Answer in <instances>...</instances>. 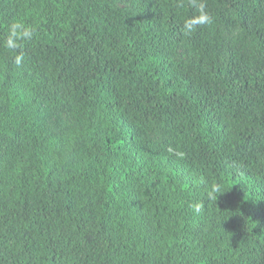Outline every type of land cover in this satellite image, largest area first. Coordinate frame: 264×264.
I'll use <instances>...</instances> for the list:
<instances>
[{"label":"trees","instance_id":"16d2710c","mask_svg":"<svg viewBox=\"0 0 264 264\" xmlns=\"http://www.w3.org/2000/svg\"><path fill=\"white\" fill-rule=\"evenodd\" d=\"M0 264H264V0H0Z\"/></svg>","mask_w":264,"mask_h":264},{"label":"clouds","instance_id":"9594fccd","mask_svg":"<svg viewBox=\"0 0 264 264\" xmlns=\"http://www.w3.org/2000/svg\"><path fill=\"white\" fill-rule=\"evenodd\" d=\"M207 15H201L200 17V23H204L208 21ZM18 28H21L20 25L14 24L11 28L9 38L7 40L6 46L9 49H14L17 47V41L24 40L29 37L30 33L27 29H22L20 31H17ZM22 57L17 56L16 57V63L19 64L21 62ZM171 151V149H169ZM177 155H181L180 153H177ZM221 191L220 186L215 185L212 186L209 195H211L213 198H215V194L219 193ZM190 207L192 208L193 212L199 213L201 211L202 205L199 201H194L190 204Z\"/></svg>","mask_w":264,"mask_h":264}]
</instances>
